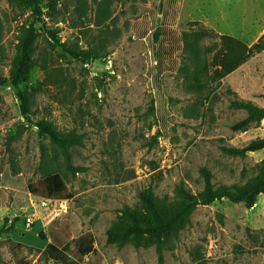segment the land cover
I'll return each mask as SVG.
<instances>
[{
  "label": "rangeland",
  "instance_id": "rangeland-1",
  "mask_svg": "<svg viewBox=\"0 0 264 264\" xmlns=\"http://www.w3.org/2000/svg\"><path fill=\"white\" fill-rule=\"evenodd\" d=\"M25 1L0 0V264H264V195L252 208L198 206L177 239L149 230L134 243L124 211L154 226L141 191L173 204L179 186L203 189L204 171L214 187L264 174V149L242 151L264 120L231 130L246 116L231 101L257 95L264 74V55L233 70L255 43L239 34L259 30L242 20L254 2ZM24 29L30 60L17 52ZM89 45L100 58L82 54ZM44 121L83 136L71 166ZM55 174L64 190L48 199L42 181ZM84 235L94 253L77 263L64 250Z\"/></svg>",
  "mask_w": 264,
  "mask_h": 264
},
{
  "label": "trees",
  "instance_id": "trees-1",
  "mask_svg": "<svg viewBox=\"0 0 264 264\" xmlns=\"http://www.w3.org/2000/svg\"><path fill=\"white\" fill-rule=\"evenodd\" d=\"M10 2H21L26 3L25 0H9ZM26 5V4H25ZM32 36L29 29H24L22 36L20 37L17 45V52L25 57L27 60L31 59L33 54V41L30 39ZM264 50V34L254 44L243 57L240 64L234 68L237 69L247 60H249L253 54L260 53ZM72 55L77 56V52L70 51ZM82 54L89 57H101L99 52L95 50L91 45L82 52ZM16 57V66L22 63V57ZM235 95L234 93H232ZM236 96V95H235ZM237 99L231 101L230 107L236 110H242L246 113L244 119L236 122L231 126V130L234 132L246 131L251 125H257L264 120V109L259 108L253 103L245 100H241L236 96ZM41 128L44 130L47 138L51 145H53L62 155L65 163L71 166V154L70 151L76 147L82 146L83 136L70 133L62 134L57 132L53 125L49 122H41ZM264 149V138L250 141L242 150L245 153L258 152ZM230 152L234 151L229 149ZM204 186L203 189L197 194L193 195L190 191L184 189L182 186L177 188V192L180 195V200L173 204H167L159 200L151 190H144L138 193L137 197L139 201L144 204L146 213L150 221H153L155 225L146 222L144 223V217L136 214L130 209H125V214L129 216L136 225L137 231L135 232L136 237L133 242L137 243L140 239H144V234L147 231L152 230L154 236L161 234L163 239L172 237L177 239L179 236L180 229L185 224H189L190 218L195 212L198 206H207L215 201L221 199H227L232 203H242L246 208H252L257 201L259 195H264V174L256 177L250 186L230 185V186H219L214 187L211 182V178L207 171H204ZM45 191L46 198H53L55 195H59L64 190V184L59 175H50L42 181ZM108 241H113L117 237L116 232L109 231ZM160 241H157L158 250L161 248ZM74 247V259L77 263H82L83 259L94 253V240L91 235H84L68 243L65 246L66 252L71 251L70 247Z\"/></svg>",
  "mask_w": 264,
  "mask_h": 264
},
{
  "label": "crops",
  "instance_id": "crops-1",
  "mask_svg": "<svg viewBox=\"0 0 264 264\" xmlns=\"http://www.w3.org/2000/svg\"><path fill=\"white\" fill-rule=\"evenodd\" d=\"M251 2H254V3L251 5L249 14L246 15L245 12L243 11L242 20H246L248 18L250 22L247 25L249 27L259 28V30L255 34L253 33V31H250V32L242 31L239 34L245 35V37H248L246 39L241 38L240 39L241 41H252V42H255L254 44H256L258 40L264 34V0H251ZM243 25L246 26L245 24ZM252 37H255L254 40H251ZM262 55H264V50L261 53H255L248 60V62L253 63V61H255L258 57ZM239 70H241V67L236 71H239ZM254 78H255V81H254L255 86L257 87V92H256L257 95L255 96L252 95L249 98L242 99V100L249 101L253 103L254 105H256L257 107L264 109V74L261 71H256Z\"/></svg>",
  "mask_w": 264,
  "mask_h": 264
},
{
  "label": "built area",
  "instance_id": "built-area-1",
  "mask_svg": "<svg viewBox=\"0 0 264 264\" xmlns=\"http://www.w3.org/2000/svg\"><path fill=\"white\" fill-rule=\"evenodd\" d=\"M31 224H32V220H31L30 218H27V220H26V225H27L28 227H30Z\"/></svg>",
  "mask_w": 264,
  "mask_h": 264
}]
</instances>
